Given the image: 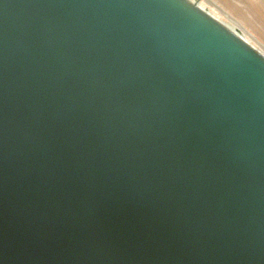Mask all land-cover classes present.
I'll list each match as a JSON object with an SVG mask.
<instances>
[{
  "label": "water",
  "instance_id": "95a60500",
  "mask_svg": "<svg viewBox=\"0 0 264 264\" xmlns=\"http://www.w3.org/2000/svg\"><path fill=\"white\" fill-rule=\"evenodd\" d=\"M0 264H264V52L191 0H0Z\"/></svg>",
  "mask_w": 264,
  "mask_h": 264
},
{
  "label": "crops",
  "instance_id": "0c3cea01",
  "mask_svg": "<svg viewBox=\"0 0 264 264\" xmlns=\"http://www.w3.org/2000/svg\"><path fill=\"white\" fill-rule=\"evenodd\" d=\"M203 5L264 52V0H204Z\"/></svg>",
  "mask_w": 264,
  "mask_h": 264
},
{
  "label": "built area",
  "instance_id": "2783aa9c",
  "mask_svg": "<svg viewBox=\"0 0 264 264\" xmlns=\"http://www.w3.org/2000/svg\"><path fill=\"white\" fill-rule=\"evenodd\" d=\"M192 2H195L197 4H199L201 7H203L204 9L210 11L209 9H207L204 5H203V2L204 0H191ZM211 12V11H210Z\"/></svg>",
  "mask_w": 264,
  "mask_h": 264
},
{
  "label": "rangeland",
  "instance_id": "374dc122",
  "mask_svg": "<svg viewBox=\"0 0 264 264\" xmlns=\"http://www.w3.org/2000/svg\"><path fill=\"white\" fill-rule=\"evenodd\" d=\"M214 15H216L218 18H220L214 11H211ZM221 20H223L224 22L228 23L227 21H225L223 18H220ZM229 24V23H228ZM234 27V26H232Z\"/></svg>",
  "mask_w": 264,
  "mask_h": 264
},
{
  "label": "bare ground",
  "instance_id": "6f19581e",
  "mask_svg": "<svg viewBox=\"0 0 264 264\" xmlns=\"http://www.w3.org/2000/svg\"><path fill=\"white\" fill-rule=\"evenodd\" d=\"M235 28V27H234Z\"/></svg>",
  "mask_w": 264,
  "mask_h": 264
}]
</instances>
